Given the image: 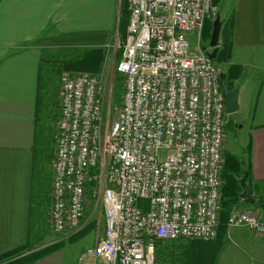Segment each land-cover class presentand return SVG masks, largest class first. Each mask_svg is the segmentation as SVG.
Segmentation results:
<instances>
[{
	"label": "built area",
	"instance_id": "2783aa9c",
	"mask_svg": "<svg viewBox=\"0 0 264 264\" xmlns=\"http://www.w3.org/2000/svg\"><path fill=\"white\" fill-rule=\"evenodd\" d=\"M127 7L118 106L104 111L103 69L59 74L47 223L57 234L81 231L88 197L104 215L102 236L78 264H154L158 239L217 235L227 112L219 70L200 44L216 7L212 0H127ZM227 226L264 235L254 208L232 206Z\"/></svg>",
	"mask_w": 264,
	"mask_h": 264
},
{
	"label": "crops",
	"instance_id": "0c3cea01",
	"mask_svg": "<svg viewBox=\"0 0 264 264\" xmlns=\"http://www.w3.org/2000/svg\"><path fill=\"white\" fill-rule=\"evenodd\" d=\"M220 4L221 17L233 21L231 55L223 63L226 68L231 64L241 67L233 82L239 86L237 110L244 107L243 117L247 118L246 147L250 143V151L245 149L246 156L239 160L246 168L249 158L246 183L257 204L264 201V0H221ZM114 14L115 10L113 19H107L109 13L104 15L102 8L101 14L89 15L83 0H0V253L21 245L26 238L35 132L46 134L57 128L59 82L53 87L56 100L50 105V77L43 78L41 72L44 51L88 46L105 49ZM228 120L226 115V123ZM226 143L225 136L223 153L228 151ZM248 208L258 209L264 219V208ZM95 213L101 221V237L102 208L92 212L88 206L84 220ZM224 240L215 264L224 251L231 264L242 253H246L247 264H264V235L236 226L228 227ZM53 252L32 264H66L62 253Z\"/></svg>",
	"mask_w": 264,
	"mask_h": 264
},
{
	"label": "trees",
	"instance_id": "16d2710c",
	"mask_svg": "<svg viewBox=\"0 0 264 264\" xmlns=\"http://www.w3.org/2000/svg\"><path fill=\"white\" fill-rule=\"evenodd\" d=\"M212 5L216 7V14L220 15V0H212ZM215 14V15H216ZM128 7L127 0H121L120 5V19L118 23V33L123 42L125 37L126 26L128 22ZM213 16L206 19L204 22L201 37L205 41L209 40ZM221 19V30L219 34V46L217 54L211 61L214 64L226 62L231 55L232 41H231V28L232 18ZM121 49L117 51V56L120 58ZM52 57H59L57 60V75L62 70L71 72L87 71L91 73L99 72L100 65L104 58V49L102 47H58L49 51ZM62 56V57H61ZM118 58V59H119ZM50 69V77L53 78L54 74ZM227 75L228 86L231 88L233 79L241 74V67L238 64L228 65L225 69ZM54 131L48 129L46 134L41 130L35 132L34 146L32 148V166L30 175V192H29V206H28V224L27 232L24 243L12 249L0 253V264H32L43 256L61 249L63 242H54L43 246H37L41 239V224L44 221L42 215V195L48 200L46 217H48V210L50 206V190H51V169L50 159L54 153V147L47 153L45 146L48 141H54ZM247 153L250 151V143L246 147ZM224 167L222 170V178L224 184L222 187V201L221 211L219 215V223L217 227V235L214 239L202 240H185L183 238L175 240H156L154 250V264H215L217 255L219 254L222 242L225 238L228 226L227 217L230 209L234 205H239L242 202L240 198L241 187L239 184V177L243 174L242 164L237 155L228 151L223 153ZM246 170L249 171V158L245 162ZM253 207H263L264 202L259 200ZM47 220V218H46ZM47 222V221H46ZM81 231L75 233L78 234ZM73 234V235H75ZM70 235L69 238H71ZM167 242H170L168 246ZM175 242H178L175 244ZM177 250V253L172 252Z\"/></svg>",
	"mask_w": 264,
	"mask_h": 264
},
{
	"label": "rangeland",
	"instance_id": "374dc122",
	"mask_svg": "<svg viewBox=\"0 0 264 264\" xmlns=\"http://www.w3.org/2000/svg\"><path fill=\"white\" fill-rule=\"evenodd\" d=\"M83 2L87 3L88 7V13L89 15H94L96 13L101 14V9L104 10V15L109 13V16L107 19H113V13L114 14V23L112 26L111 31L107 32V38L105 42V49H104V58L102 60V63L100 65V68L98 71H101L102 69L105 72V102H104V111L107 109L109 105H116L118 106L121 101V94L123 90V77L120 73L116 72L115 70V63L118 60L117 51L121 49V38L118 33V23L120 19V5L121 0H83ZM221 3V0H220ZM115 6V8H114ZM222 5L220 4L219 7ZM107 12V13H106ZM221 16V14H220ZM102 23V22H101ZM106 28L109 29V27L106 26ZM188 40L190 42V46L192 49H195L197 47V37L193 34L187 35ZM209 41V40H208ZM208 41H205L204 39H200V44L208 47ZM209 48V47H208ZM62 57V56H61ZM46 59H49L47 61ZM59 57H52L50 52L44 51V54L42 56V67L41 72L43 78L49 75L50 77V69L52 66L54 68L51 72H53L54 76L51 79L50 77V95H49V102L50 105H53L56 100V94L53 92V87L59 82V78L57 75L56 67L59 64L57 61ZM219 71L225 72L226 65L224 63L215 64ZM109 85L111 86V94H108V88ZM235 86V83H232L233 88ZM60 89V87H59ZM58 106H59V99H60V90L58 93ZM59 111V110H58ZM245 114L244 107L240 108L239 111H235L233 113H227L228 117V123L225 124V136L227 139V149L229 152H235L238 153V158L242 159L246 156V143L248 142V129L246 127L247 118H244L243 115ZM238 122V125H237ZM55 125V123H54ZM242 125V127H241ZM54 129V141H48L46 144V152L48 153L51 150V147L53 146L55 148V142H56V134H57V128L56 126L53 127ZM42 215L44 217V221L41 224V239L37 243V246H43L50 243H56V242H63V247L61 249H58V251L61 252H53V253H62L61 255L64 257L66 264H78V257L80 253L86 249L87 247H92L97 240L100 238L99 234L101 233L102 226L101 221L99 222L96 218L97 213L94 215H91L89 217V221L87 225L81 230L80 233L75 234L70 237V235L65 234H57L54 233L50 227L48 226V223L46 222V210H47V204L48 200L45 197V193L42 195ZM262 201V200H261ZM88 204L92 212L99 211V206L95 208V211H93L92 205L90 204V200L88 197L87 200ZM264 202V201H263ZM240 204V203H239ZM245 206L246 209H248V206H250L248 203H241V206ZM86 207V209H87ZM263 208V207H260ZM254 210L258 211L259 216L262 217L261 212L254 208ZM86 212V216H87ZM245 227V226H243ZM256 234V233H255ZM225 240H223V243ZM230 246V245H229ZM222 248V247H221ZM57 251V250H56ZM226 251L221 254L218 264H231L230 260L226 258ZM52 253V254H53ZM241 254V253H240ZM246 253H242L241 255H238V261L236 260V264H247L246 261Z\"/></svg>",
	"mask_w": 264,
	"mask_h": 264
},
{
	"label": "water",
	"instance_id": "95a60500",
	"mask_svg": "<svg viewBox=\"0 0 264 264\" xmlns=\"http://www.w3.org/2000/svg\"><path fill=\"white\" fill-rule=\"evenodd\" d=\"M221 30V19L219 13L215 15V18L212 21V29L208 41V47L203 46L204 51L208 58L212 59L216 56L219 46V34ZM219 79L222 94L224 97V103L226 107L227 113L235 112L239 105H238V93H239V86L235 85L233 88L228 86L227 82V75L223 71H219ZM243 175L239 177V184L241 187L240 198L250 205H254L256 203L255 199L251 196L249 187L246 183V178L248 175V171L245 167H242Z\"/></svg>",
	"mask_w": 264,
	"mask_h": 264
}]
</instances>
